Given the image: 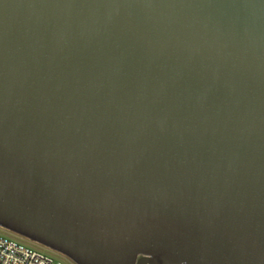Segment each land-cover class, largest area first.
<instances>
[{"label":"water","instance_id":"water-1","mask_svg":"<svg viewBox=\"0 0 264 264\" xmlns=\"http://www.w3.org/2000/svg\"><path fill=\"white\" fill-rule=\"evenodd\" d=\"M0 227L264 264V0H0Z\"/></svg>","mask_w":264,"mask_h":264},{"label":"built area","instance_id":"built-area-1","mask_svg":"<svg viewBox=\"0 0 264 264\" xmlns=\"http://www.w3.org/2000/svg\"><path fill=\"white\" fill-rule=\"evenodd\" d=\"M0 264H63L33 248L0 235Z\"/></svg>","mask_w":264,"mask_h":264},{"label":"rangeland","instance_id":"rangeland-1","mask_svg":"<svg viewBox=\"0 0 264 264\" xmlns=\"http://www.w3.org/2000/svg\"><path fill=\"white\" fill-rule=\"evenodd\" d=\"M0 235L7 237L9 239L15 240L16 242H19V243L24 244L26 246H29V247L33 248L34 250H36L37 252H40L46 256H49L56 261H60L63 264H76L69 257H67L61 253L53 251L50 248L45 247L44 245L35 243V242L25 238V237H22L18 234H15V233L8 231L6 229H3L1 227H0Z\"/></svg>","mask_w":264,"mask_h":264}]
</instances>
